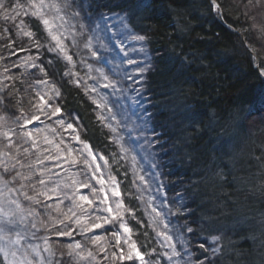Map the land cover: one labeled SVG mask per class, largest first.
Returning a JSON list of instances; mask_svg holds the SVG:
<instances>
[{
  "label": "trees",
  "instance_id": "1",
  "mask_svg": "<svg viewBox=\"0 0 264 264\" xmlns=\"http://www.w3.org/2000/svg\"><path fill=\"white\" fill-rule=\"evenodd\" d=\"M34 2L39 0H0V133L12 132L13 138L0 140V201H6L8 211L15 213L0 218V234L11 241L19 239L16 247L50 248L52 254L40 252L34 264H141L134 257L119 259L120 250L126 255L128 245L117 244L113 232L128 237L118 223L81 233L85 223L95 222V204L91 208L83 205L87 214L75 209L77 216L84 217L80 226L73 222L76 217L65 220L63 213L72 202L64 199L63 193L71 194L73 188H61L58 199L37 196L38 191L55 187L54 181L71 184V173H78V179L84 180L82 165L65 164L61 168L57 164L63 161L38 162L57 154L44 136L54 144L63 138L73 149L82 147L71 139V130L56 123L63 118L66 122L78 121L75 126L81 139L108 160L106 171L119 181L121 199L132 213L124 214L132 229L129 243L137 245L144 264H172L169 259L174 240L165 229L173 225L192 229L183 239L187 249L190 235L203 241L212 236L218 239L216 251L190 246V264H264V129L251 140L244 139L247 132L251 133L247 126H254L256 131L253 123L264 125V79L260 75L264 73V0H56L62 7L59 16L63 20L56 19L51 9L43 11L55 25L53 31L68 37L64 43L75 67L48 50L55 45L39 18L31 14ZM17 4L23 7H15ZM25 32L33 36L29 38ZM140 36L144 39H136ZM90 39L95 59L84 46ZM116 48L121 50L122 61L112 69L119 93L126 95L128 81L136 90H132L133 101L129 100L133 107L126 106L134 108L136 121H142L149 154L157 159L161 191L173 199L168 201L172 207H166L165 212L153 196L151 200L142 198L132 155L121 151L123 143L121 139L116 142V129L113 133L97 120L101 109L89 99L96 94H85V81L89 87L96 86V79H88L89 75L98 78L97 69L108 75L104 59L108 53L118 54ZM129 59L134 62L129 64ZM140 68L145 70L140 72ZM69 70L77 75L65 76ZM73 79L81 86L70 83ZM53 88L61 92L56 103L62 113L49 118L50 110L45 109L49 115H44L36 105L41 95H54ZM97 91L113 110L108 123L114 128V118L122 120V108L108 97L111 90ZM247 108H251L249 114ZM104 114L108 115L107 109ZM33 116L40 119L23 127L25 118ZM41 129L43 132L38 131ZM26 132L33 133L38 147ZM153 140L162 145L161 149L153 145ZM250 143L259 147L246 149ZM132 150L137 158L142 157V149ZM98 162L104 170V162ZM41 172L44 179L50 177L47 186L38 182ZM91 183L95 185L93 180ZM149 183L152 188L154 180ZM21 193L36 197L39 203ZM81 194L90 195V190L84 189ZM12 201L18 202L20 209ZM58 203L62 209L59 213L46 207ZM99 214L107 216V212ZM8 219L15 223H8ZM66 227L74 229L72 236L56 235L57 229ZM93 236L102 239L94 242ZM165 236L170 239L165 240ZM76 243L82 247L69 256L68 246ZM0 264L7 263L0 258Z\"/></svg>",
  "mask_w": 264,
  "mask_h": 264
},
{
  "label": "snow or ice",
  "instance_id": "2",
  "mask_svg": "<svg viewBox=\"0 0 264 264\" xmlns=\"http://www.w3.org/2000/svg\"><path fill=\"white\" fill-rule=\"evenodd\" d=\"M68 6V5H65ZM0 7H3L2 4H0ZM15 7L22 8L23 6L20 4H17ZM31 7L35 9L31 14L37 18H39L40 23L44 26L45 31L47 32L48 36L51 38V40L54 42V47L49 46L50 52L58 53L62 56V58L68 62V64H71L73 67H75V64L73 62L72 56L69 55L68 49L66 44L64 43V39H67L68 37H65L63 32L53 31V28L55 27L54 24L50 22V18H46V13L43 11V9H51L53 10L57 15L56 19L63 20L62 16H59V13L62 11L61 5L56 2V0H39V3H32ZM27 9H25V15H27ZM75 14V13H74ZM19 15V13H17ZM5 18H8L7 16ZM60 27H63L61 25ZM26 36L31 38L33 36L32 32H25ZM63 37V39H62ZM71 39L73 40V44H75V34L72 35ZM136 39L143 40L144 37H136ZM85 48H87L91 53L92 57L96 58V52L92 48L91 39L84 45ZM37 47H40L39 44H37ZM134 61L131 59L128 60V63L131 64ZM89 71L91 72V66L89 65ZM145 69L140 68L139 71L143 72ZM43 72L44 69H41ZM99 72V77H93L89 75L88 79H96V86L89 87L87 86V82L85 81V94L87 95L89 92L95 93L94 96H89V99L91 102L96 106V108L101 109V111L97 114V120L100 121L101 125L103 127L108 128L111 132L115 133V128L111 126L110 123H108L109 117H111L113 110L108 107L107 99L104 95L100 94L97 89L103 88L108 89L113 92H119L120 88L118 87L117 82L113 81L105 72H103L100 69H97ZM65 76H72L75 77L77 74L75 72H72L71 70L66 71L64 73ZM128 75V74H125ZM129 79H131V76H128ZM139 82V81H137ZM42 83L47 84V81H42ZM70 83H73L76 85V87H80V81L73 79L70 81ZM52 92L54 95L49 96L47 93L40 96V103L39 105H36L38 107L39 111L43 113L44 115H49L48 111H45V109L50 110L51 116H58L62 113L61 107L56 103V98H58L61 95V92L59 89L53 88ZM47 96V99L45 97ZM51 101V102H50ZM107 109L108 115L105 116L104 110ZM39 116H33L31 119L25 118V123L22 125L23 127L27 128L28 126L32 125L34 120H39ZM56 123L62 127H65V130H71L74 135L71 137V139L77 143L82 145L79 149H73L71 146L66 144L63 140V138L60 139L59 144H54L52 139H49L47 136H44V140L49 145H52V147L56 150L55 156H45L42 160H39L38 162L43 164L44 160H55V161H63V163L57 164L58 167L63 168L65 164H68L70 167H77V166H83L84 170V180L81 181L78 179V173H71L68 179L71 180V184L61 182V181H54L52 183L55 184V187L47 188L46 191L40 190L37 192V196L43 195L46 199H53V198H59L58 192L61 188H73L74 190L69 194L68 192L63 193L64 199L71 200V206L68 208V211L66 213H63L65 220H72L73 217H76V219L73 221L77 226L81 225L82 220L84 217L77 216L75 209H82L85 214H87V209L83 208V205H88L89 208L93 207L95 204V210L96 213H98L95 216V222L91 223H85L83 227H80V231L82 234L86 232H92L97 229L104 228L105 225H108L110 223H118L119 229L122 231L128 238L123 240L124 244L128 245V248L130 251L125 255L123 253V249H121V255L119 256L120 260H131L133 256L139 261H141V264H144V255L141 253V251L137 248V245L133 243H129L131 239V232L132 229L128 226L127 222L124 219V214L128 213L129 215H132L131 210L125 206L124 201L121 199L122 193L120 189L119 181L116 179L115 176H113L110 172H107L106 169L109 167L108 160L105 158V156L100 155L99 153H96L94 149L87 143L85 140L81 139V136L79 134V131L77 127L75 126L78 121L74 122H66L65 119L61 118L56 121ZM50 131H54V129H49ZM39 132H43V130H38ZM131 131V130H130ZM26 135L29 139L33 141V145L38 147L37 141L33 138L32 132H26ZM7 137V134H5ZM121 138H117L116 142L119 143V140ZM60 144L64 145V148H60ZM27 151V149L25 150ZM121 151H127V149L121 147ZM123 158V157H121ZM98 161L104 162V170H102L101 165ZM23 166V165H22ZM15 167V165H13ZM31 167V165H29ZM4 171H9V168L5 165ZM45 171L50 172V169H46ZM88 173H93L91 176H88ZM99 173V175H96ZM18 176H20V173H17ZM41 175V179L38 181L39 184L47 186L49 183V180H46L43 178L44 173H39ZM22 179H30L29 176H22ZM141 181H143V177H139ZM92 180L96 181V184L100 185L99 188H97L95 185L91 183ZM23 187V185H21ZM88 189L90 190V195H83L82 190ZM35 190V189H34ZM109 193L111 194V197L114 199H110ZM25 196L26 199L32 200L34 202L39 203V201L36 200V197L27 196L25 193H21ZM103 195V199L100 198V195ZM77 201H80L81 203H77ZM12 203H15L16 209H20V204L18 202L12 201ZM62 203V201H61ZM101 205H104V207H101ZM46 207H53V209L56 212H61L62 209L60 208V204H56L55 206H49L46 205ZM107 212V216L101 215L99 213ZM0 214L3 215L5 218H9L10 216L15 215L14 212L10 211H4L3 209H0ZM34 214V213H30ZM70 214V215H69ZM159 215V213H157ZM92 217L87 216V220L91 221ZM8 223L14 224L15 221L8 219ZM64 223V221H54V224ZM33 227H36L35 224H33ZM73 230H68L67 227L63 230L57 229L56 235L57 236H72ZM188 231L191 232L192 229L188 228ZM159 234V233H158ZM113 235L116 236V243L120 244L122 237L119 231H114ZM0 239H7L6 236L0 237ZM91 239L94 242H98L102 239L100 236H93ZM165 240L170 239L168 236L164 237ZM215 239V238H214ZM13 244H19L20 240L16 239L11 241ZM82 247L81 244L76 243L74 245H69V256L73 255L76 249H80ZM0 251H4L3 249H0ZM44 251L51 253L50 248L45 247ZM213 251H216V249H213ZM32 255H39V252L34 247L31 250ZM76 255H80V253L76 252ZM5 255H7V252H5ZM13 256H15V252L12 253ZM173 255H175V252H173ZM89 257H92V253H88ZM84 257L81 256V259ZM94 259V257H92ZM13 264H16L14 261ZM19 264H32V261L28 259V256H24L23 260L19 262Z\"/></svg>",
  "mask_w": 264,
  "mask_h": 264
},
{
  "label": "rangeland",
  "instance_id": "3",
  "mask_svg": "<svg viewBox=\"0 0 264 264\" xmlns=\"http://www.w3.org/2000/svg\"><path fill=\"white\" fill-rule=\"evenodd\" d=\"M217 9V7H216ZM118 49V48H116ZM103 57V55H102ZM121 58V50L118 49V54H114V53H108V55L105 56L104 59V64L107 66L108 68V76L111 77L113 79V81L116 82L117 79V75L115 74L113 68L114 64H117V62ZM117 59V61H116ZM122 61V60H121ZM105 72V71H104ZM261 78L264 79V73H261ZM128 83V84H127ZM126 95H124L123 92L119 93V92H113V91H109L108 93V97H112V103L117 104L119 107L122 108V113L123 115H121L122 120L116 119L114 118L113 120V126L116 129V133L118 134V137L121 138L123 145H121V147L127 149L126 152H130V154L132 155L131 158L132 159V165L133 167H135L136 170H133L136 172H138L139 177H143V181H141L140 179H138V181L141 183V190H142V198H146L148 200H151V197L153 196V201L154 199L158 200V208H162L163 211L165 212L166 207L171 208L172 204L168 203V201H173V199L170 197L168 198V195L163 191H161L162 189V184L160 181V177L157 178L156 175H160L159 171H158V164H157V159L153 156L149 154L148 151V146L147 143H149V141L146 140L143 132H142V121L140 120H135L136 119V115H134V108H129L131 112L127 113L129 111L128 107L126 106V104H128L129 107H133L131 106L129 103V100L132 102L133 101V94L134 92H132V90L134 88L131 87L129 81L126 82ZM122 89V88H121ZM134 91L136 92V90L134 89ZM121 94V95H120ZM133 104V103H132ZM248 110L251 111V108H247L246 109V113H248ZM249 114V113H248ZM123 122V124H122ZM253 123V122H251ZM253 125H255L258 129L256 131H254L253 129H256L254 126H247L249 128V132L251 133H246L244 135V139H249L251 140L252 138H254L257 134V132L259 134H262V131L264 129V125H258L253 123ZM252 128V131L251 129ZM131 130V131H130ZM120 131V133H118ZM5 134H7V137L5 136ZM12 132H7V133H0V140L3 142H8V141H13L12 138ZM255 135V136H254ZM153 145H157V141L153 140L152 141ZM245 143H243L242 145H244ZM159 146L158 149H161L160 144H158ZM254 146V147H253ZM146 147V148H145ZM259 147V145H256L255 143H250L246 149H257ZM146 150H145V149ZM138 150V149H142L143 154L142 157H138L136 155H134L135 153L133 152V150ZM139 162H138V160ZM161 159V158H160ZM90 176L93 173H89ZM96 175H99V173H97ZM154 180V185L151 188V185L149 183V180ZM95 185L99 188L100 185L96 184V181L93 180ZM109 197L110 199H114L111 197V194L109 193ZM152 201V202H153ZM6 201H0V209H3L4 211H8V207L7 203H5ZM167 203V206H166ZM169 204V206H168ZM165 208V209H164ZM7 209V210H5ZM167 211V210H166ZM0 218H4L2 214H0ZM165 232H170L168 233V235L173 238L174 240V245L172 247V257L171 260L169 259V261L172 264H190V260L192 258V252H190V246L194 249H201L202 246H206V247H210L211 251L213 249L216 248L217 243H218V239L214 236L209 237V239H205L204 241L202 239H200V237L195 238L193 235H190V246L187 249L186 245L183 242V239L186 238V236L188 234H191V232L186 231V229H184L183 227H181L180 225H173L171 227H169ZM164 232V233H165ZM0 237H3L0 234ZM122 237V236H121ZM215 238V239H214ZM124 238H122L121 243L124 246H127L126 244L123 243ZM11 240L9 239H0V249H3L4 251H0V258L5 260V263L7 264H13V262L15 261L16 264H19V262L21 260H23L24 256H28V259L32 261V264H34L35 260L38 261V256L32 255L31 254V250L32 248H28L25 244L20 245L18 247L14 246L15 244L11 245ZM18 245V244H16ZM22 249V251H20V249ZM26 247V248H25ZM37 249V251L44 254L42 247L41 246H37L35 247ZM128 252L130 251V249H127ZM43 251V252H42ZM5 252H7V255H5ZM15 252V256L12 255V253ZM127 252V253H128ZM173 252H175V255H173ZM170 253V252H169ZM135 258V256H133ZM136 259V258H135ZM137 262H139V260L136 259Z\"/></svg>",
  "mask_w": 264,
  "mask_h": 264
},
{
  "label": "water",
  "instance_id": "4",
  "mask_svg": "<svg viewBox=\"0 0 264 264\" xmlns=\"http://www.w3.org/2000/svg\"><path fill=\"white\" fill-rule=\"evenodd\" d=\"M214 4V3H213ZM215 5V4H214Z\"/></svg>",
  "mask_w": 264,
  "mask_h": 264
}]
</instances>
